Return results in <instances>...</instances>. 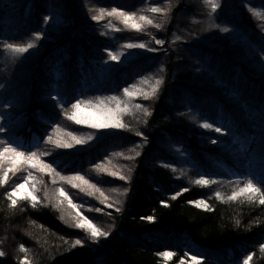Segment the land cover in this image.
I'll return each instance as SVG.
<instances>
[{"label":"trees","instance_id":"16d2710c","mask_svg":"<svg viewBox=\"0 0 264 264\" xmlns=\"http://www.w3.org/2000/svg\"><path fill=\"white\" fill-rule=\"evenodd\" d=\"M247 2L250 5L220 0L222 7L209 18L210 9L203 0H179L165 21L158 14L147 13L162 26H149L136 37L137 32L125 28L116 17L105 14L97 22L91 16L99 15L102 7L139 11L142 6H162V0H0V115L5 117L0 127L8 128L0 132V139L8 138L25 149L44 151L53 124L63 120L50 94L80 98L116 94L153 67L151 55L131 53L124 66L106 68L109 75L102 77L100 66L107 60L106 50L120 51L123 44L138 40L151 47L153 37L165 43L175 41L160 96L151 103L156 123L151 118L150 125L142 128L151 145L136 162L125 204L112 215L95 214L108 224L109 237L91 243L88 234L75 228L45 195L35 208L23 198L10 208L6 192L24 178L23 173L15 172L0 186V250L5 252L0 264H20L24 256L30 264H176L178 257L186 258L185 253L202 257L200 264H234L249 254H254L249 264H264V251L259 248L264 244V206L244 197L229 201L224 197L228 189L217 199L207 189L189 186L173 175L178 166L176 169H186L196 178L204 176L223 186L239 187L249 175L248 165L257 180L264 173L258 154L250 161L241 151V143L253 140L259 148L258 109L264 101V74L253 55L250 59L246 55V46L252 49L264 43V0ZM245 4L255 11L250 12ZM235 12L241 21L230 24V33L221 32L216 25L228 26L224 22ZM247 13H253L258 22L252 23ZM45 15L59 16L60 22L54 19L44 24ZM36 32H43V38L36 39ZM235 32L251 38V42L244 41V56L233 50ZM21 40L34 43L36 53L22 65L24 60L4 67L1 44ZM169 95L175 102L168 100ZM253 113H257L255 118ZM193 119L231 130V135L220 138L236 153L198 145V132L186 125ZM121 135L103 134L100 144L78 152L56 149L44 160L55 159L58 169L80 174L137 138ZM158 142L161 146L154 144ZM165 143L179 147L183 156L170 153ZM149 163L158 168H150ZM185 187L187 192L171 199ZM199 199L211 210L188 203ZM161 200L169 206H162ZM147 216H154L155 221L141 219ZM77 238L86 242L83 247L72 246ZM21 244L26 253L19 251ZM164 251H174V260L158 255Z\"/></svg>","mask_w":264,"mask_h":264},{"label":"snow or ice","instance_id":"6c2138e0","mask_svg":"<svg viewBox=\"0 0 264 264\" xmlns=\"http://www.w3.org/2000/svg\"><path fill=\"white\" fill-rule=\"evenodd\" d=\"M203 4L208 9H210L208 12L209 18H211L213 14H215L217 10L222 7L220 0H203ZM170 8L171 5H169L167 9L159 5H150L142 6L139 11H128L119 7H112L110 10L102 7L99 9V15H92L91 19L93 21L99 22L104 19L105 14H107L108 17L118 18L125 28L142 32L147 26H152L157 29H160L162 26L161 23L156 22L147 13L160 14L161 17H166L167 11L170 10ZM248 10L250 12H254L255 8L249 7ZM54 19L56 23L60 22L59 16L53 17L52 15H45L43 17V23L49 24ZM216 27L219 28V30L223 33H229L232 31V29L227 26L220 27V25H216ZM115 31H120V29L116 28ZM33 35L39 40L43 38L44 33L36 32L33 33ZM101 35H107V33H101ZM153 39L157 45L162 46L165 43V41L162 39H157L155 37H153ZM177 39H179V37H177ZM34 47L35 44L32 42L24 45L4 42V50L10 51L14 54L27 53ZM122 47L124 49H146L149 52L157 51V49L149 47L148 44L143 42H128L123 44ZM250 50L252 51V55L259 65L261 74H264V43H261L258 48H252ZM106 51L107 60L104 61L106 64L108 61L119 63L121 61V57L126 55L122 51ZM161 71H163V69H161ZM149 79V77H144L140 83L147 84ZM163 83V78L155 79V83L150 85V90L140 88L137 84L126 86L123 88V97L127 99H123L121 96L116 95L108 97L97 96L93 98L65 97L61 96L59 93L50 94V99L55 101L54 107L58 108L68 120L73 121L76 125H86L88 128L94 129L96 132L133 131L131 126L125 121L126 116L132 115L135 118L137 111L142 112L143 117L152 115V112L148 108L144 107L140 103H134V98L139 96L144 100L156 99ZM6 106L11 107L12 105ZM241 110H244L243 106ZM256 116L257 113H253V118ZM4 119L5 117L0 115V121H3ZM258 119L260 122L259 148L257 149L254 146L255 140H253L247 145L241 143V151L245 154V158L249 159L250 161L255 160L258 154L261 167L264 168V101L261 102L258 109ZM142 122L146 123L147 121L143 120ZM200 127L221 135L232 134L231 130H226L208 121L200 124ZM3 131H8V128L0 127V132ZM61 134L63 138L61 137ZM135 135L143 137V139L147 141V137L139 129L135 130ZM97 138L98 137L95 133H89L87 137L82 138L74 131L65 132L59 124L54 123L52 134H48L44 142L52 145L54 149H71L75 145H84ZM211 143L218 144L220 141L218 138H213L211 139ZM51 155H53L52 152L41 151L39 147H37L36 150H32L31 148L25 149L22 146L13 144L8 138L0 139V186L7 184L9 172L15 174V172L21 171L24 168L35 169L41 173H46L52 183H56V178L59 177L61 181L71 185L72 188H79L82 192L85 190L83 186H87L89 189L99 192L104 198V201H107L108 197L105 196L101 189L97 186L99 181L94 183L79 173L71 176L62 175V172L58 170L55 159L52 161H45L42 159L43 156ZM135 155L139 156L140 153L136 152ZM125 158L129 160L134 159L133 156H128ZM164 166L169 167V165ZM96 168L98 171H107V169L103 168L101 165H96ZM107 174L109 176L118 177L123 181H127L128 179L127 176L116 171H107ZM194 183L207 187L209 185L218 183V181L201 176L200 178L196 179ZM26 187H28L30 190L23 197V199L30 201L33 208H35L40 203L39 198L37 195H35V193L39 190L36 187L35 178L33 177L32 172L28 171L27 176L23 178L22 182L16 183L10 191L6 192V199L9 202L10 208H15L17 206V199L15 197L22 189H25ZM188 190L189 189L186 187L181 188L180 191L171 195V199L175 200L178 196L184 192H187ZM124 191L127 192V189H124ZM55 194L57 204H63L65 201L67 202L68 207L75 213V215L72 217L75 228L84 230L88 234V238L91 243L98 244L101 238L107 239L109 237L110 233L108 231H104L98 227L92 219L81 213L79 209L83 205L81 203L74 202L63 187H57L55 189ZM88 194L91 195L92 192H89ZM215 195L217 199L222 198L220 192H216ZM240 197L246 198V200L251 204L258 203L260 206H264V173L261 174L259 180H257L254 176L246 175L243 179L242 186H240L238 190H234L231 195L227 197V199L229 201H236ZM47 198L48 194L47 191H45V200H47ZM160 203L164 207L169 206L166 200H161ZM188 203L194 205L197 208H204L209 211L211 210L207 202L203 199L188 201ZM108 206L111 207V205ZM96 211H99V209H96ZM117 211H119V209H117ZM141 219L147 220L149 222L155 221L154 216L141 217ZM237 223H239V221H237ZM85 243L86 242L84 240L77 238L72 246L83 247ZM259 248L260 251H264V244H261ZM19 251L21 253H26L27 249L23 244H21L19 245ZM4 255L5 252L0 250V257H3ZM158 255L167 258L176 255V253L174 251H164L158 253ZM184 255L187 256L188 253H185ZM253 255L254 254L247 255L243 264H249V261L252 260ZM190 259L194 262V264H200V261L203 258L192 255ZM20 264H30L27 256L21 258ZM179 264H184V260L181 259Z\"/></svg>","mask_w":264,"mask_h":264},{"label":"rangeland","instance_id":"374dc122","mask_svg":"<svg viewBox=\"0 0 264 264\" xmlns=\"http://www.w3.org/2000/svg\"><path fill=\"white\" fill-rule=\"evenodd\" d=\"M178 1L179 0H162L163 5L161 7H164L167 9L169 7V5H171V8H170V10L167 11V16L164 17L163 21H165L166 19H168L170 17L172 10H173V6L175 5L174 3H178ZM243 1L245 3H248V5H250V3L247 2V0H240L241 4ZM227 6L231 7V3H227ZM245 8L246 9L248 8V6H246V4H245ZM61 9L62 8L59 7V11H61ZM252 14L253 13H247V17L251 20L252 23H257L258 19L254 18L255 16H253ZM158 15H159L158 17H161L160 14H158ZM233 16H234V18H233ZM251 16H253V17H251ZM240 21H241V15L239 13L235 12L232 14L230 20H227L224 23H229V24H227L228 25L227 27L230 28V24L235 26ZM214 25H215V23H214ZM224 26H226V25H224ZM224 26H220V27H224ZM147 27H149V26H147ZM127 29H129L130 31H133V32H137V31L130 29V28H127ZM218 32L219 31L217 30V33ZM138 35L139 34L137 32L134 36L138 37ZM231 35H233L232 32H231ZM234 35H235L236 40L234 42L233 50L237 53V55L241 54V56H244V41L251 42V38H250V36H247V35H245L243 37L238 32H235ZM110 37H112V34L110 35ZM189 37H191V36H189ZM189 39L191 40V38H189ZM139 41L140 40H138L137 42H139ZM7 43H15V44L24 45V44H27L29 42L27 40H21V41H8ZM228 43L230 44L229 41H228ZM174 45H175L174 40L171 41V43L166 42L162 46L157 45L156 43H153L151 47L157 49V51H154V52H149V51H146L145 49H124L123 48L120 51L124 52L126 55L121 57V61L119 63L108 61L107 64L105 63L104 65H101L100 66V69H101L100 70L101 71L100 76L107 77L109 75V73H108L106 68H109L113 65L124 66L125 65L124 59H126L125 57H127L128 55H131V53H138V56L151 55L150 61L153 63L152 64L153 67L149 70L150 72L147 74H144L143 76H141V78L139 76L136 79V81L134 83H132V84H137L140 88H143L145 90H150V85L155 83V79L163 78V80H164L165 74L167 72L168 64L170 62V49ZM231 45H233V43ZM1 48L4 49V42L1 44ZM246 51L248 52V53H246V55L250 59V57L252 56V51L247 46H246ZM35 53H36L35 47L30 49L29 52L24 53V54H14L10 51L4 50L3 56L1 59L2 65L4 67H8L11 65L10 63H12V61H14V63L15 62L17 63V61H23L24 60V62L21 63V65H22L26 61L31 59V57H32L31 55H33ZM130 57L132 58L135 56H130ZM150 66H151V64H150ZM161 69H163V71H161ZM182 74L185 75V72H183V73L181 72V75ZM144 77L150 78L149 82L147 84H141L140 83ZM193 78H195V74H192L191 79H193ZM188 81H190V80H188ZM162 85H164V83ZM162 85H161V87H162ZM161 87H160V90H161ZM113 95L121 96L123 99H127V98L123 97V91L116 93V94L104 95L103 97H108V96H113ZM159 96H160V91L158 93V97ZM94 97H97V96H94ZM175 97H178V95L176 94ZM91 98H93V97H91ZM157 98H156V100H157ZM154 100L155 99L144 100L142 97H139V96L134 98V101H133L134 103L142 104L144 107L148 108L152 112V115L148 116V117H143L142 112L137 111L135 118L132 115L126 116L125 121L131 126L133 131L96 132L94 129L87 130L88 127L86 125H76L73 121L68 120L63 115V113H61V117L63 120H62L60 126L65 132L74 131L78 136H80L82 138L87 137V135L89 133H95L96 136L98 137L97 139L92 140L87 144L75 145L71 149H64L68 152H78V151H81L84 149L93 148L94 146H96L102 142L100 137L103 134H106L107 137H110V136H115L117 134L121 135V133L123 132V135L124 136L126 135L128 138L130 137V139H132V137H137L136 139L133 140L132 143L124 145L123 147H119L118 149H115L104 160L99 161L96 164L89 166L86 169V171H84L83 173H80L81 175H84L85 178L89 179L90 181H92L94 183L99 181V183H97V186L101 189V191L104 193V195L108 197L107 201H104V198L100 195L99 192H95L94 190L89 189L87 186H83L85 188V190L82 192V191H80L79 188H72L71 185L61 181L59 179V177L56 178V183H52L46 173H41L39 171H36L35 169L24 168L21 171H17L16 173H23V177H25V176H27L28 171H31L32 175L36 181V187H37V189H39L35 193V195H37V197L39 198L40 203H41V197L43 195H45V191H47L48 198H49V199L47 198V200H49L50 202H52L55 205V208L61 212L62 216L69 218L74 223L72 217L75 215V213L68 207L67 202L65 201L63 204H57L56 203L55 189L57 187H63L64 190L73 199L74 202L81 203L83 205L79 209L82 214H84L88 218L92 219L98 227H100L104 231L109 232L108 224H106V222H104L102 219H99L97 216H95V214L112 215L115 212H118L117 209H119V211H120L121 207L125 204L126 196L129 193L128 185L132 183L133 176H135L136 171H137L136 170L137 168L135 167L136 162L142 156L144 151L151 145L150 137L147 134H144L147 137V141H145L143 139V137H139V136L135 135V130L139 129L141 132H143L142 128L150 125V122H151L150 119L151 118H152V123H156V122H153L155 117H154V111H153L152 106H151V103ZM168 100L171 101V103L175 102L174 101L175 98L173 100V98L170 95L168 97ZM174 104L176 105L177 103H174ZM153 117H154V119H153ZM143 120H146L147 122L144 123V122H142ZM202 123L203 122H199L195 119H193L192 121H188L186 123V125L188 127H190L191 129H194L195 132L196 131L198 132V134L195 135V139L197 140L196 142L198 143V145H200L201 147L206 148V149L207 148L208 149L218 148V149L227 150L231 153L232 152L236 153L235 150L231 149L232 147L230 145L227 146L224 142H222L220 137L223 135H221L219 133H215L211 130H206V129L201 128L200 124H202ZM81 127H83L84 129L82 128V130L81 129L78 130V128H81ZM61 137L63 138L62 134H61ZM213 138H218L220 143L212 144L211 139H213ZM154 144H158L161 146L162 143L160 144V142H158V143H154ZM164 146L170 151V153L174 154L176 157H182L183 156V153L179 147L174 148L169 143H165ZM42 148H44V151H49L52 153L56 150V149H54V147L52 145L47 144V143ZM136 152H139L140 155L136 156L135 155ZM128 156H133L134 159H131V160L126 159L125 157H128ZM44 157H46V156L42 157L43 160H44ZM149 164H150L149 165L150 168H152V167L158 168L156 166V163L155 164L149 163ZM96 165H101L103 168L107 169V171L120 172L121 174L127 176L128 179H127V181H123V180H120L118 177L109 176L107 174V171H98L96 168ZM177 167L174 166L175 172H173V175L175 176L176 179L184 181V183L188 184L189 186L191 185V186H194L197 188L198 187L199 188H205L210 193H212L213 195L216 192H220V194L223 193L221 195H224V191H226V189H228V193H226L224 195V197L227 198L228 196L231 195V193L234 190H238V188L240 187V185H239V187L234 186V185H232V186H229V185L225 186L224 185L223 186L222 184H219V183L212 184V185H209L207 187L197 185L194 183V181L198 178H196L193 174H191L186 169L179 171L178 169H176ZM129 169H130V171H129ZM58 170H60L62 172V175H65V176L75 175V174L67 172L66 170H61V169H58ZM246 171H247V174L249 173V176H254V174L251 171L250 165L247 166ZM10 174L12 175L13 173L9 172V175ZM113 180H116L118 182L115 184L114 182H112ZM30 183H31V181H30ZM124 189H127V192H125ZM29 190L30 189L28 187H26L25 189H22L17 194V196L15 198L16 199H22L27 194V192ZM89 192H92V194L89 195L88 194ZM90 200H93L96 203H92ZM108 205H111V207H109ZM96 209H99V211H96ZM174 256L167 257V258L163 257V259L164 260H174L173 259ZM191 256H192L191 254H188L186 256V258H184V257L179 258L178 257L176 264H179V261L181 259L184 260V264H194V262L191 261V259H190ZM246 257L247 256H243V258L240 261H238L234 264H243Z\"/></svg>","mask_w":264,"mask_h":264}]
</instances>
